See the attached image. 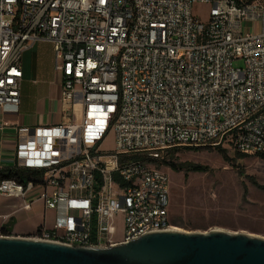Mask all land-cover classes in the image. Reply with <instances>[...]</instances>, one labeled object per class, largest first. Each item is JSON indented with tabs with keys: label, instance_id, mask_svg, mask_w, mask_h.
<instances>
[{
	"label": "built area",
	"instance_id": "obj_1",
	"mask_svg": "<svg viewBox=\"0 0 264 264\" xmlns=\"http://www.w3.org/2000/svg\"><path fill=\"white\" fill-rule=\"evenodd\" d=\"M39 40L62 73L63 120L18 127V167L41 177L5 178L0 195L55 211L44 234L112 243L169 223L170 175L136 155H264V0H0V108L19 109L23 54Z\"/></svg>",
	"mask_w": 264,
	"mask_h": 264
},
{
	"label": "rangeland",
	"instance_id": "obj_2",
	"mask_svg": "<svg viewBox=\"0 0 264 264\" xmlns=\"http://www.w3.org/2000/svg\"><path fill=\"white\" fill-rule=\"evenodd\" d=\"M209 8L208 4H194V11L202 19L207 18ZM235 64L241 65L242 61H235ZM113 145L114 133H110L105 146L112 148ZM159 153L168 158V151ZM227 154L229 159L217 146L179 147L174 155L178 162L201 164L206 169L192 170L185 175L184 170L175 171L165 164L159 166L170 175L173 228L188 232H243L264 237V157L241 155L232 147ZM122 215L114 217L115 238L121 237ZM50 216L48 214V220Z\"/></svg>",
	"mask_w": 264,
	"mask_h": 264
},
{
	"label": "water",
	"instance_id": "obj_3",
	"mask_svg": "<svg viewBox=\"0 0 264 264\" xmlns=\"http://www.w3.org/2000/svg\"><path fill=\"white\" fill-rule=\"evenodd\" d=\"M0 264H264V237L164 230L107 247L0 236Z\"/></svg>",
	"mask_w": 264,
	"mask_h": 264
},
{
	"label": "crops",
	"instance_id": "obj_4",
	"mask_svg": "<svg viewBox=\"0 0 264 264\" xmlns=\"http://www.w3.org/2000/svg\"><path fill=\"white\" fill-rule=\"evenodd\" d=\"M23 84L18 110L0 108V170L18 167V127L59 123L62 116V73L56 68L53 44L39 40L23 54ZM20 199L0 195V225L4 235L32 234L44 223H53L55 211L38 202L32 210L18 209ZM48 214L52 217L48 220ZM119 240V239H117Z\"/></svg>",
	"mask_w": 264,
	"mask_h": 264
},
{
	"label": "trees",
	"instance_id": "obj_5",
	"mask_svg": "<svg viewBox=\"0 0 264 264\" xmlns=\"http://www.w3.org/2000/svg\"><path fill=\"white\" fill-rule=\"evenodd\" d=\"M252 1V0H247ZM188 149H196L200 147H194V146H187ZM218 150L224 155L226 159H229L230 157L227 154V151L229 150L228 146L218 145ZM179 147L173 148L168 150V158L165 157L164 154L161 153H149V154H142V155H136V158L142 159L143 161L150 162L154 164L155 166L159 167L162 164H165L166 166L172 168L175 171H185V175L188 174L189 171H202L205 170L206 167H204L201 164H193V163H183L178 162L177 159L174 157L176 153L178 152ZM239 152V151H237ZM241 155H247L244 153L239 152ZM264 157V155H260ZM41 171L34 170V169H25L16 167L13 169H9L7 171L0 170V181H2L5 178H16L17 180L21 182H26L29 179L36 180L39 177H41Z\"/></svg>",
	"mask_w": 264,
	"mask_h": 264
},
{
	"label": "bare ground",
	"instance_id": "obj_6",
	"mask_svg": "<svg viewBox=\"0 0 264 264\" xmlns=\"http://www.w3.org/2000/svg\"><path fill=\"white\" fill-rule=\"evenodd\" d=\"M172 228H173L172 221L168 223L167 218H158V219H155L153 222H151V224H148L147 226H145V229L139 234L133 235V237L131 238H130V234H122V240L121 239L114 240L112 243L96 242V241L77 242V240H75V237H54L52 238L51 236L44 234V226H40L37 229L36 233H32L28 236L31 238H35V239L53 241L57 243H63V244L74 245V246L107 247V246L135 240L137 238L142 237L144 234H148V233L155 232V231L170 230ZM173 229L181 231V229L177 227H174ZM0 236H4L3 232H0ZM53 236H61V229H53Z\"/></svg>",
	"mask_w": 264,
	"mask_h": 264
}]
</instances>
